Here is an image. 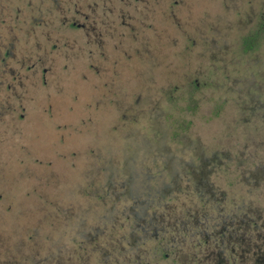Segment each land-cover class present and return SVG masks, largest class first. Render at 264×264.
<instances>
[{"label":"rangeland","instance_id":"obj_1","mask_svg":"<svg viewBox=\"0 0 264 264\" xmlns=\"http://www.w3.org/2000/svg\"><path fill=\"white\" fill-rule=\"evenodd\" d=\"M256 30L264 0H0V264H264Z\"/></svg>","mask_w":264,"mask_h":264},{"label":"trees","instance_id":"obj_2","mask_svg":"<svg viewBox=\"0 0 264 264\" xmlns=\"http://www.w3.org/2000/svg\"><path fill=\"white\" fill-rule=\"evenodd\" d=\"M263 43H264V37H263L262 31L261 30H256V31L251 32V34L245 36L242 39V46L241 47L243 48V52L244 53H252V52H256V51L260 50ZM194 88L196 89L195 86H194ZM192 91L189 93L190 95H188L189 96V99L187 101H184L183 98L180 97V96H178V95L176 96V99L175 100L173 99V100H170L169 101V104H174L175 107H178L179 103L182 100L185 102V104L187 106L186 109H182L181 111H179V113L182 115L179 118H181L183 120L187 116V114L192 113L193 110H195L197 108V106H193V103H191L192 102L191 99L193 98V95L195 93L194 90H192ZM194 107H196V108H194ZM179 110H180V108H179ZM218 112H219V110H217V113ZM171 117L173 119H177V120L180 121L179 118H175L173 116H171ZM190 126H191V123L190 124L188 123L186 126L181 125V126H179V128H175L176 127V124L174 123V125H173V129L175 130L174 139H177V137L179 135L178 134V130L183 129L184 131H187ZM204 204L205 203H203V205ZM226 225H228V223ZM220 236H222V233L221 232H220ZM222 238H224V237H221V239Z\"/></svg>","mask_w":264,"mask_h":264}]
</instances>
